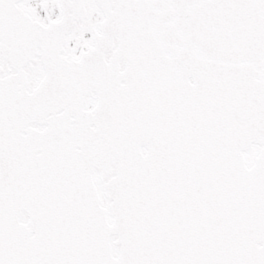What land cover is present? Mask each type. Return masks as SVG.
<instances>
[{
	"label": "snow or ice",
	"instance_id": "snow-or-ice-1",
	"mask_svg": "<svg viewBox=\"0 0 264 264\" xmlns=\"http://www.w3.org/2000/svg\"><path fill=\"white\" fill-rule=\"evenodd\" d=\"M0 264H264V0H0Z\"/></svg>",
	"mask_w": 264,
	"mask_h": 264
}]
</instances>
